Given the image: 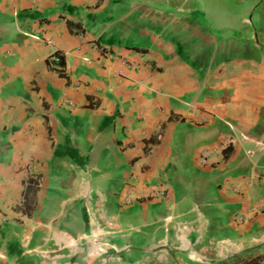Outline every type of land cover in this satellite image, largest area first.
<instances>
[{"label":"crops","instance_id":"0c3cea01","mask_svg":"<svg viewBox=\"0 0 264 264\" xmlns=\"http://www.w3.org/2000/svg\"><path fill=\"white\" fill-rule=\"evenodd\" d=\"M149 5L0 0V264L264 254V0Z\"/></svg>","mask_w":264,"mask_h":264},{"label":"rangeland","instance_id":"374dc122","mask_svg":"<svg viewBox=\"0 0 264 264\" xmlns=\"http://www.w3.org/2000/svg\"><path fill=\"white\" fill-rule=\"evenodd\" d=\"M149 7L162 10L168 16L178 13L187 15V13H195L197 16L204 14L210 17L219 16L220 12L228 5H253L254 0H148ZM224 10V12H225ZM248 16V15H247Z\"/></svg>","mask_w":264,"mask_h":264},{"label":"trees","instance_id":"16d2710c","mask_svg":"<svg viewBox=\"0 0 264 264\" xmlns=\"http://www.w3.org/2000/svg\"><path fill=\"white\" fill-rule=\"evenodd\" d=\"M246 252L247 251H240L238 253H235L231 255L230 257H228L227 259H225L224 261H221L219 264H224L225 261H227L228 264H234V262L237 260H239L241 264H258L260 258L264 256L263 254L261 257H259L258 255H254L250 258H246L244 256Z\"/></svg>","mask_w":264,"mask_h":264},{"label":"built area","instance_id":"2783aa9c","mask_svg":"<svg viewBox=\"0 0 264 264\" xmlns=\"http://www.w3.org/2000/svg\"><path fill=\"white\" fill-rule=\"evenodd\" d=\"M47 43H50L51 40L50 39H47L46 40ZM48 61H50L51 63L53 64H57L59 59H60V53L58 51H52L48 57H47ZM209 155V151L207 150H203L200 154V157H199V161L200 162H205L206 158L208 157ZM97 250L98 251H102V248L101 247H97Z\"/></svg>","mask_w":264,"mask_h":264}]
</instances>
